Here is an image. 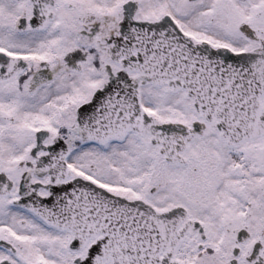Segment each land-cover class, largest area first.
Listing matches in <instances>:
<instances>
[{"label": "snow or ice", "instance_id": "snow-or-ice-1", "mask_svg": "<svg viewBox=\"0 0 264 264\" xmlns=\"http://www.w3.org/2000/svg\"><path fill=\"white\" fill-rule=\"evenodd\" d=\"M0 264H264V0H0Z\"/></svg>", "mask_w": 264, "mask_h": 264}]
</instances>
